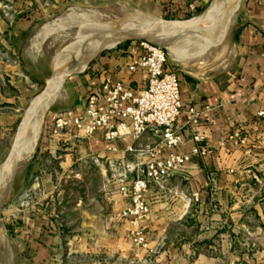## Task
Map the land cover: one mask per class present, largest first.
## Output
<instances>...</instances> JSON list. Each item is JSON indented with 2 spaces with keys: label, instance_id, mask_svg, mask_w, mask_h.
<instances>
[{
  "label": "rangeland",
  "instance_id": "374dc122",
  "mask_svg": "<svg viewBox=\"0 0 264 264\" xmlns=\"http://www.w3.org/2000/svg\"><path fill=\"white\" fill-rule=\"evenodd\" d=\"M213 1L202 0L197 8H187L186 12L175 14L165 6L157 11L147 0H90L85 7L66 8L44 20H33L24 32L12 36L19 28L15 22L24 20L25 13L18 12L22 7L17 0H0V20L10 23L11 35V52L4 58L0 37V123H6L0 125V169L12 152L26 110L32 100L45 90V78H51L58 70L71 71L90 49L79 50L87 43L79 24L53 31L44 30L46 24L69 13L75 19L85 17L84 20L117 30L129 27L155 30L154 19L183 23L196 20L194 29L197 31L188 28L164 37L157 34L166 41L205 42L198 47H189L190 51L181 58L160 42L139 37L99 51L87 64L98 54L124 45L140 49L139 44L147 42L164 50L168 68H191L217 76L223 74L228 66H233L234 20L242 17L244 0H228L225 4L228 8L223 15L222 0H219L213 9L217 12L215 15L211 13L214 18L207 20L208 24L203 28ZM218 14L222 16L221 20H215ZM220 23L219 28L213 29ZM39 31L47 33V36L34 47L31 38ZM78 73L66 76L58 90L39 103L44 106L50 102L42 113L37 138L31 131L26 133L23 143L27 145L26 156L19 160L7 198L0 204V264H162V250L147 248L148 241H159L162 235L155 237L152 229L148 228V213L135 225L122 216L126 202L124 200L121 205L111 198L110 192L116 191L115 185L100 160L95 162V158L75 148L55 154L38 148L49 113L65 107L74 96L68 89V80ZM35 111L38 117L39 108ZM5 189L2 180L0 197ZM178 229V222L171 226L167 235L171 241ZM138 236H142L140 243ZM202 252L207 256L213 255L205 248ZM222 252L219 250L215 255L221 257L224 255ZM167 256H176L171 264H184L178 260L179 256L184 259L182 251L181 254L177 251ZM155 260L161 261L157 263ZM185 260L191 261L188 257Z\"/></svg>",
  "mask_w": 264,
  "mask_h": 264
},
{
  "label": "crops",
  "instance_id": "0c3cea01",
  "mask_svg": "<svg viewBox=\"0 0 264 264\" xmlns=\"http://www.w3.org/2000/svg\"><path fill=\"white\" fill-rule=\"evenodd\" d=\"M17 1L22 7L18 12L25 15L24 20L15 22L19 28L12 36L24 32L33 20H44L66 8L85 7L90 2ZM147 3L157 11L165 6L170 13L181 14L187 8H197L202 0H147ZM243 6L242 17L234 20L233 66H228L223 74L215 76L202 70L164 66L178 80L182 108H193L198 113L195 124L186 123L184 113L175 120L173 127L184 142L174 151L187 153L191 137L198 135L199 145L208 154L188 157L181 173L161 185H148L143 193L148 205L147 226L155 237L162 235L159 241H148L147 248L162 250V261L158 260L162 264H171L176 256L167 254L177 251L184 253V259L178 257L184 264H264V118L257 115L264 112V0H244ZM9 26V22L0 20L3 58L11 52ZM141 52L124 45L98 54L70 78L68 89L74 96L65 107L49 113L41 131L39 150L55 154L75 148L100 160L108 176L109 161L143 163L145 155L137 156L124 149L128 145L140 149L155 144L158 141L155 131L145 132L134 142L127 138L109 142L99 132L84 138L79 133L50 129L55 113L79 111L84 97L101 82L120 81L131 90L143 89L144 71L127 70ZM110 193L112 199L124 203L116 191ZM176 222L179 229L171 241L167 235ZM203 248L213 255L203 254ZM219 250L224 253L221 257L215 255ZM187 257L191 261H186Z\"/></svg>",
  "mask_w": 264,
  "mask_h": 264
},
{
  "label": "built area",
  "instance_id": "2783aa9c",
  "mask_svg": "<svg viewBox=\"0 0 264 264\" xmlns=\"http://www.w3.org/2000/svg\"><path fill=\"white\" fill-rule=\"evenodd\" d=\"M139 46L142 52L127 70L144 71L146 83L143 89L131 90L120 81L101 82L84 97L79 111H59L50 125L52 131H71L84 138L99 132L102 139L109 142L125 138L134 142L147 131L157 132L155 144L140 149L128 145L124 149L137 156L145 155L143 163L107 162L116 193L126 202L122 216L134 225L148 213L143 197L148 185H161L174 174L181 173L188 157L208 154V150L199 145L201 138L198 135L191 137L192 145L187 153L174 151L184 142L183 136L173 127L175 120L184 113L186 123L195 124L198 113L193 108H182L178 80L173 72L164 68V50L147 42H141ZM257 115L264 118L263 111ZM137 239L138 243L142 242V236Z\"/></svg>",
  "mask_w": 264,
  "mask_h": 264
},
{
  "label": "bare ground",
  "instance_id": "6f19581e",
  "mask_svg": "<svg viewBox=\"0 0 264 264\" xmlns=\"http://www.w3.org/2000/svg\"><path fill=\"white\" fill-rule=\"evenodd\" d=\"M219 0H214L211 6V9L209 10V13H207V18L205 19L203 23V28L206 27L207 20H210V18H214L216 11H213V9L217 6ZM228 0H222L221 10L222 14H226L224 10L226 7L228 8L226 4ZM221 4V3H220ZM216 9V8H215ZM73 11V10H72ZM78 11V10H77ZM86 12V11H85ZM224 12V13H223ZM73 13V12H72ZM83 13V12H82ZM92 13V11H91ZM214 14L212 16V14ZM74 14V13H73ZM86 14V13H85ZM89 14V12L87 13ZM96 14V12H95ZM218 14L215 17V20H221L222 16H219ZM92 16V14H91ZM85 17H82L81 20L75 19V17L69 13V15H65L62 17L56 18V20L49 22L44 26V30L46 31H53L57 29H63L64 27H67L69 25L79 24V28L84 31V39L87 43L82 45L79 50L82 48H90L89 51L78 61L77 66L72 69L71 71L67 70H58L57 74L53 75L51 78H45V90L42 92L41 95L37 96L35 99L32 100L30 107L26 110L23 121L19 127L17 138L14 143L12 152L8 158V160L3 164V166L0 169V182L4 180V185L6 186L4 194L0 197V204L4 203V201L7 198L8 192H9V185L12 178V174L14 169H16V166L18 165V162L21 158H25L26 156V149L27 145H23L24 140L26 138L27 131H31L32 136L36 139L39 132V126L41 122V116L44 112L45 108L48 106V103H46L44 106L39 105L42 101L49 98V96L52 95L54 90H58V88L61 85V82L64 80L66 76H68L70 73H76L80 72L87 64V62L94 57L99 51L103 49H110L113 48L116 44L120 43L123 40L130 39V38H139V37H145L148 40L160 42L166 49L173 52V54H179L177 58L183 57L185 54H187L191 48L189 47H198L200 44H204L205 42L201 41H175V40H169L166 41L160 35L168 36V34H175L178 33L181 30H185L188 28L196 27L194 26L196 23V20H191L188 22H176V21H157L153 20L152 23L157 26V29L152 30L150 28L143 29V28H135V27H129L123 30H117L114 27H110L105 25L107 28H104L102 23L94 22L91 20H84ZM58 19V20H57ZM98 19V18H97ZM94 20V19H92ZM223 20V19H222ZM100 22V21H99ZM213 22V21H212ZM207 23V24H206ZM189 24V25H187ZM222 25V23L218 24L217 26H213V29L219 28L218 26ZM43 29V28H42ZM195 31L198 29L195 28ZM160 35H157V34ZM181 33V32H180ZM47 36V33H43L42 31H39L34 34L32 37V46H38V44ZM95 43V44H93ZM180 44V45H179ZM30 46V45H29ZM37 49V48H36ZM182 50V51H181ZM170 52V53H171ZM51 100V99H50ZM39 108L40 115L37 117V111L36 108ZM30 128V129H29ZM28 134V133H27ZM29 139V138H28ZM31 140V138H30ZM32 151V150H31ZM28 153V152H27ZM6 177V179H5Z\"/></svg>",
  "mask_w": 264,
  "mask_h": 264
},
{
  "label": "water",
  "instance_id": "95a60500",
  "mask_svg": "<svg viewBox=\"0 0 264 264\" xmlns=\"http://www.w3.org/2000/svg\"><path fill=\"white\" fill-rule=\"evenodd\" d=\"M42 75H43V77L45 78L44 73H42ZM62 82H63V81H62ZM62 82H61V83H62ZM14 172H15V169H14V171H13L12 178H13ZM12 178H11V181H10V185H11V182H12ZM10 185H9V189H10Z\"/></svg>",
  "mask_w": 264,
  "mask_h": 264
}]
</instances>
